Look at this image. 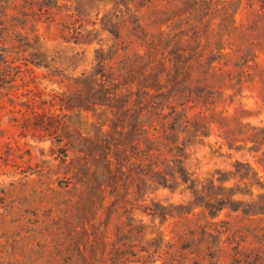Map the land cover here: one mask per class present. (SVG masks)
Listing matches in <instances>:
<instances>
[{"label": "rangeland", "instance_id": "1", "mask_svg": "<svg viewBox=\"0 0 264 264\" xmlns=\"http://www.w3.org/2000/svg\"><path fill=\"white\" fill-rule=\"evenodd\" d=\"M165 1L151 0L140 9L141 22L150 32H156L162 22L161 28L170 31V35L186 32L183 42L186 38L193 44L207 41L210 47L214 46L216 37L212 24L194 36L195 28L190 27L184 15L166 19L183 9L182 0ZM45 2L0 0V27L8 29L0 34V264H79L70 242L74 225L80 221L78 206L86 202L90 187L100 181L102 174L101 170L92 173L94 166L91 169L83 166L81 158L89 153L90 162L99 164L103 148L98 146L96 138L119 136L120 127L115 129L119 122L114 119L115 110L109 107L94 109L85 99V76L96 67L94 49L103 46L106 51L113 40L99 21L116 8V1ZM249 3L250 0H242L236 12L241 30L222 40L225 50L241 49L240 52L231 51L232 62H237L242 52H247L249 58L255 55L242 67L250 73L237 74L241 68L229 64L225 69L232 68L231 79L226 77L220 85L221 76L211 78V82L219 86L212 104L199 102L187 108L190 118L198 115L208 123L206 134L199 135L193 129L182 131V126L174 131V136H190L183 163L198 181L199 189L209 185L211 178L228 177L236 160L250 162L264 177V168L257 162L264 145L257 152L248 148L253 144L249 139L250 126L264 125V18L258 17L261 14L259 0H255L253 6ZM76 8L83 16L73 23L78 17ZM208 17H204L203 23ZM73 26L82 35L76 34ZM91 28L96 34L88 44L83 34ZM122 31L121 39L127 44L131 37L126 34V27ZM31 52L41 58L40 64L29 61ZM131 52L132 45L116 53L112 50L107 62L115 68L119 60ZM66 94L72 96L70 109H66L61 100ZM84 105L89 107L85 109ZM226 128L233 130L232 135L225 131ZM135 132L146 136L145 130ZM125 133V140L135 136L129 125ZM140 147L143 148L144 143ZM244 181L232 177L223 184L235 187L238 183L242 190L252 188L253 198L257 193H264V187H244ZM124 192L126 190H122ZM134 196L129 190L125 201L122 199L109 217L110 199L105 198L96 218L107 235L113 236L117 228H127L130 212L143 225V243L156 236L177 242L182 237H191V231L198 235L203 227L208 230L226 227L228 230L221 234V240L229 234L232 242L224 243L225 263L231 262V246L241 240L240 248L248 255L246 260L264 264L263 214L248 218L240 210L225 206L211 218L201 205L189 212L177 213L178 204L190 207L200 201L183 183L175 184L174 188H143L138 200ZM213 196L208 195L209 198ZM236 196L244 200L251 197L249 193ZM151 199L168 211L173 210V214L161 217L143 211L146 205L150 206ZM127 209H131L128 214ZM253 227L263 238L252 235ZM187 263L191 264L190 258ZM155 264H160V260Z\"/></svg>", "mask_w": 264, "mask_h": 264}, {"label": "trees", "instance_id": "2", "mask_svg": "<svg viewBox=\"0 0 264 264\" xmlns=\"http://www.w3.org/2000/svg\"><path fill=\"white\" fill-rule=\"evenodd\" d=\"M115 1L116 8L102 16L99 21L113 40L106 51L103 46L94 49L96 67L85 76V99L86 103L91 102L94 109L109 107L115 110L114 119L119 120L120 124L117 123L115 129L120 127L117 130L119 136L96 138L98 146L103 148L99 164L90 162L89 153L81 158L83 166L89 169L94 166L92 173L101 170L102 174L100 181L90 187L84 206H78L77 215L80 221L74 225V236L70 241L73 245L71 249L75 253L74 258L79 264H155L158 259L160 264H188L189 258L191 264H252L246 260L247 253L240 248L241 240L231 246V262L225 263L224 243L232 242L229 234L221 240V234L228 230L226 227L214 230L203 227L198 235L191 231V237H182L177 242L164 241L162 236H156L146 239L143 243L142 223L138 222L133 212L128 214L133 207L129 211L126 210L127 228H117L113 236L107 235L101 227V221L97 220L98 209L106 197L110 199L109 217L112 211L118 208L119 202L122 199L125 201L124 196L129 190L135 194L136 197L133 198L138 200L143 188H174L175 184L180 183L185 184L200 201L190 207L178 204L177 213L189 212L194 206L201 205L211 218L216 217L225 206L240 210L243 216L248 218L264 215V193H257L253 198L252 188L242 190L238 183L235 187L223 184L232 177H238L246 180L244 187L257 185L263 188L264 177L262 178L250 162L236 160L228 177L211 178L209 185H202L199 189L198 181L183 163L190 136H174V131L181 126L182 131L190 132L193 129L199 135L207 133L204 130L208 123L202 121L198 115L196 118H190L187 108L199 102L204 105L212 104L214 92L219 87L211 82L212 77L221 76L220 85L224 84L226 77L231 79L232 68L225 69L229 64L241 68L237 74L250 73L242 67L255 55L249 58L247 52H242L239 55L241 62H232V54L240 52L241 49L237 47L233 51L225 50L226 46L222 40L224 36L230 37L241 30V24L236 21V12L242 0H182L183 9L166 18L184 15L190 27L195 28L194 36L212 24L216 39L211 47L207 41H197L193 44L190 39L185 38L183 42L182 37L186 32L180 31L179 36L176 33L170 35V31L161 28L162 22L158 24L156 32H150L141 22L140 9L146 2L151 3V0H145L143 3L140 0ZM50 2L56 3V0H46L45 3ZM254 3L255 0H250L249 6ZM259 10L261 14L258 17L263 19L264 0H259ZM76 14L78 17H75L73 23L81 20L83 16L77 8ZM205 16H209V19L203 23ZM95 23L93 20L92 24ZM125 27L126 34L131 37L127 44H123L121 39ZM76 29L75 26L72 27L76 34H80ZM4 30H8L7 27L1 26L0 34ZM95 34L96 31L92 28L87 29L83 34L85 42L90 44ZM131 45L132 52L120 59L115 68L107 62V59L112 57V50L116 53L119 49L126 50ZM31 55L29 61L41 63L38 55L33 56L34 52H31ZM62 98L66 109H70L72 96L66 94L65 98ZM88 107L84 105L85 109ZM126 125H129V130L133 133L145 130L146 136L135 132L134 137L125 140ZM250 128L249 139L253 144L248 148L257 152L264 145V125H252ZM225 131L230 135L233 133L231 128H226ZM141 143H144L143 148L140 147ZM257 162L264 168V149L260 151ZM131 164L134 166H130ZM214 180L218 183L215 184ZM122 190L126 192L123 194ZM221 192L224 194L218 196ZM243 193H249L250 199L244 200L236 196ZM209 194L214 196L209 198ZM150 202V206L146 205L143 211L161 217L173 214V210L168 211L161 203L152 199ZM253 229L254 237L263 238V234L260 235L256 228Z\"/></svg>", "mask_w": 264, "mask_h": 264}]
</instances>
